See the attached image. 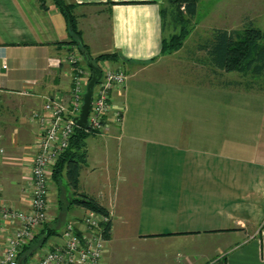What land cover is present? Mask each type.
Returning <instances> with one entry per match:
<instances>
[{"label": "crops", "instance_id": "obj_1", "mask_svg": "<svg viewBox=\"0 0 264 264\" xmlns=\"http://www.w3.org/2000/svg\"><path fill=\"white\" fill-rule=\"evenodd\" d=\"M65 2L91 55L117 54L107 61L127 76L121 126L86 139L79 172L78 192L111 214L102 264H264V83L214 69L199 41L161 53L165 0ZM200 16L209 31L237 30V19L264 31V0H199ZM67 41L52 0H0V174L12 206H25L36 152L28 115L68 93Z\"/></svg>", "mask_w": 264, "mask_h": 264}, {"label": "built area", "instance_id": "obj_2", "mask_svg": "<svg viewBox=\"0 0 264 264\" xmlns=\"http://www.w3.org/2000/svg\"><path fill=\"white\" fill-rule=\"evenodd\" d=\"M65 61L70 67V86L66 97H46L41 109L30 112L28 120L39 127L28 174L23 177L25 206H12L2 196L0 174V264H18V254L40 231L47 218L49 182L52 170L75 134L74 118L80 114L83 94L91 70L76 49L68 51ZM101 77L92 91L91 108L87 115V133L106 135L113 125L120 127L125 105L115 100L121 93L126 73L111 66L107 60L99 63ZM4 149L0 144V158ZM77 226H69L46 241L39 255L25 264H102L106 251V233L111 214L85 210ZM42 249V250H41Z\"/></svg>", "mask_w": 264, "mask_h": 264}, {"label": "trees", "instance_id": "obj_3", "mask_svg": "<svg viewBox=\"0 0 264 264\" xmlns=\"http://www.w3.org/2000/svg\"><path fill=\"white\" fill-rule=\"evenodd\" d=\"M165 1L166 4L161 8V53H171L182 45L194 28L199 0ZM52 2L66 23L68 51L76 48L84 57V61L86 57L96 65H99L101 59L116 60L117 54L115 53L91 55L78 27L74 4H68L65 0H52ZM200 49L205 51L209 64L222 72L236 71L243 74L250 72L254 76H260L264 72V31L258 27L248 25L242 31L214 29L211 36L200 44ZM89 136L91 134L84 129L75 127V134L68 148L59 157L51 174L53 179H58L64 172L67 183L75 194L73 203L81 205L85 210L109 214L107 209L93 197L78 192L79 172L86 159V139ZM109 232L110 224L106 239H108ZM56 234L58 233L53 232L46 224L43 225L40 231L19 252L18 264H25L37 249L44 246L51 235Z\"/></svg>", "mask_w": 264, "mask_h": 264}, {"label": "rangeland", "instance_id": "obj_4", "mask_svg": "<svg viewBox=\"0 0 264 264\" xmlns=\"http://www.w3.org/2000/svg\"><path fill=\"white\" fill-rule=\"evenodd\" d=\"M206 3L207 2H205L203 5V8L200 7V9L207 8ZM207 6H208V8H210L209 5H207ZM208 8H207V10H209ZM239 18H241V17H239ZM236 22H237V24H236L237 30L236 31H242L244 29V25L243 24L240 25L238 19L236 20ZM261 26H264V25H261ZM209 27H211V23H208V21H206V22H204L203 20L201 21V16L199 18H197L194 28L190 31L188 36L183 41L184 45H185V42H187V40L188 41L189 40L199 41V43H203V41L205 39L209 38L212 34V31H209ZM183 43H182V45H183ZM186 45H188V44H186ZM180 47L177 50H175L171 53H167V54H174V52H177L180 49ZM201 53H203V52H201ZM192 55L202 57L199 59V63H201V65L207 66V61H205L203 59L204 58L203 54H198V52H194ZM104 60L105 59H101L99 61V63L103 62ZM201 77L202 78L204 77L203 74ZM214 78H217L216 75H214ZM238 78L242 79L243 81L244 80L254 81L255 79H257V81H262V83H264V72L260 76H254L250 72L244 73V74L242 73V74H238ZM110 131H111V129L109 130V132L106 135L110 134L111 133ZM106 135H104V136H106ZM100 172L101 171L98 170L97 175L98 174L100 175ZM88 184H90L89 181H88ZM74 198H75V194L73 192H71V188L67 183V179H66V176L64 175V172L62 173V175L58 179H53L52 174H51L50 175V182H49L47 218H46V221L44 222L43 225L46 224V226L48 228H51L53 232H57L58 234H59V232H61L66 227L77 226L84 219L86 211H85V209L84 210L80 209L79 207H77V204L73 203ZM56 235H51L49 237L48 241H51V240L53 241L55 239ZM44 246H45V244H44ZM43 247H41V248L43 249ZM33 255H34V259H36L37 256L39 255L38 249L34 252Z\"/></svg>", "mask_w": 264, "mask_h": 264}, {"label": "water", "instance_id": "obj_5", "mask_svg": "<svg viewBox=\"0 0 264 264\" xmlns=\"http://www.w3.org/2000/svg\"><path fill=\"white\" fill-rule=\"evenodd\" d=\"M86 64L91 70V77L86 84L85 92L82 96L83 103L81 111L78 116L74 118V123L77 127L85 129L87 127V115L91 108L92 91L95 83L101 77V69L98 65L94 64L91 60L85 57Z\"/></svg>", "mask_w": 264, "mask_h": 264}]
</instances>
